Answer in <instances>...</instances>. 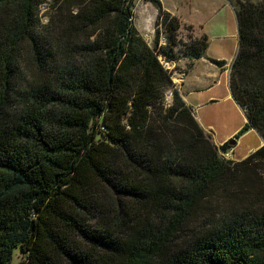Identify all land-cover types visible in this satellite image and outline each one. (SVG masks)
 <instances>
[{
	"label": "trees",
	"instance_id": "1",
	"mask_svg": "<svg viewBox=\"0 0 264 264\" xmlns=\"http://www.w3.org/2000/svg\"><path fill=\"white\" fill-rule=\"evenodd\" d=\"M146 1L152 45L136 0H51L47 24L43 0H0V264L17 248L18 264H264V145L224 160L218 149L232 145L212 143L178 90L164 103L174 87L164 62L198 59L209 41L182 42L179 18ZM231 4L229 87L246 117L234 137L251 128L264 141V13ZM25 50L36 70L22 81ZM216 196L218 217L180 239Z\"/></svg>",
	"mask_w": 264,
	"mask_h": 264
},
{
	"label": "rangeland",
	"instance_id": "2",
	"mask_svg": "<svg viewBox=\"0 0 264 264\" xmlns=\"http://www.w3.org/2000/svg\"><path fill=\"white\" fill-rule=\"evenodd\" d=\"M164 4V6L168 9L174 10L178 8L182 13L183 17L190 19L197 27L201 26L202 30L206 32L208 36L210 54H218L221 53L225 55V57H229L232 51H236L238 45V35H237V21L236 16L233 10L228 7L229 0H160ZM234 5H238L239 3H251L254 5H259L264 13V0H230ZM226 4V5H225ZM54 10L51 7V0H43V2L39 6L38 16L41 19L42 24H47L48 18L51 14H53ZM157 10L155 7L146 0H136L135 9H134V24L140 34L144 37V39L148 42L149 45L153 44V39L155 35V19H156ZM186 24H184L180 30V36L183 40L182 42L188 41V35L195 36L193 31L194 28L188 29ZM164 37L162 33L160 38ZM160 43V40H159ZM180 50V47L178 48ZM17 77L18 79L25 81L32 77V74L35 73V66L32 63L31 54L29 50L22 51L18 62ZM188 69V64L185 66V69ZM171 72L172 80L175 83L178 82L179 71L181 67L173 63V65L168 68ZM231 71V65H230ZM229 71V77H230ZM174 87L169 88L164 91V103L170 104L172 101L171 93ZM209 106H201L200 108L194 109L196 115L199 113H205L209 111ZM237 133V132H236ZM216 138L222 134L220 129L215 131ZM210 140V135H206ZM246 143H254V137L252 135L248 136L245 139ZM218 147V146H217ZM222 150L218 149L219 152ZM223 152V151H222ZM238 153V154H236ZM239 155H241L240 151L233 150V156H230L232 162L236 163L242 159H240ZM224 160H227L224 158ZM256 174L258 176L264 174V168L262 166H258L255 168ZM261 177V176H260ZM236 186H230V189L234 191ZM219 196L211 197L206 200L204 205L200 206L195 213H193L188 221L184 224V230L178 235H181L180 239L188 238L189 236L194 235L199 230L209 226L212 218H217L220 213V207L217 205ZM221 204V203H220ZM142 213L145 211L141 210ZM155 224L159 228H163L167 224H163L161 220H163L160 213H157L154 217H152ZM184 233V235H183ZM25 258V253H23L19 248L14 250L13 257L11 260L12 264H18L21 260Z\"/></svg>",
	"mask_w": 264,
	"mask_h": 264
},
{
	"label": "crops",
	"instance_id": "3",
	"mask_svg": "<svg viewBox=\"0 0 264 264\" xmlns=\"http://www.w3.org/2000/svg\"><path fill=\"white\" fill-rule=\"evenodd\" d=\"M229 4L228 7L235 13L230 0ZM162 6L165 10L177 16L182 26L184 24L192 26L195 36L207 35L201 26L197 27L190 19L183 17V13L178 8L174 11L166 8L163 3ZM209 50L210 46L208 45L202 57L193 60L182 57L174 63L181 67L179 71L180 77H177L178 82L175 83L174 88L179 91L185 104L191 108L204 133L210 135L211 141L215 146H220L231 137H234L236 132L246 122L245 114L234 101L229 87L230 65L236 56L238 45L236 51H232L229 57H225L221 53L212 55ZM221 60L224 61L223 65L216 63V61ZM188 63H191V68L185 69ZM201 106H209L211 108L203 114L199 113L196 115L194 109ZM217 129H220L222 134L215 139V131ZM250 135L254 137L255 142L245 144V139ZM236 140V144L231 148L235 152H241V155H239L240 159H244L247 155L264 145L262 138L251 128Z\"/></svg>",
	"mask_w": 264,
	"mask_h": 264
},
{
	"label": "built area",
	"instance_id": "4",
	"mask_svg": "<svg viewBox=\"0 0 264 264\" xmlns=\"http://www.w3.org/2000/svg\"><path fill=\"white\" fill-rule=\"evenodd\" d=\"M165 42V38L164 37H161L160 38V44H164ZM163 61V60H162ZM164 65L167 67V68H170L171 65H173L172 62H164ZM219 155L221 158H225V159H230V156L232 155L233 156V148H229L227 149L226 151H220L219 152Z\"/></svg>",
	"mask_w": 264,
	"mask_h": 264
},
{
	"label": "water",
	"instance_id": "5",
	"mask_svg": "<svg viewBox=\"0 0 264 264\" xmlns=\"http://www.w3.org/2000/svg\"><path fill=\"white\" fill-rule=\"evenodd\" d=\"M236 138L235 137H231L230 139H228V143H229V145H235L236 144Z\"/></svg>",
	"mask_w": 264,
	"mask_h": 264
}]
</instances>
